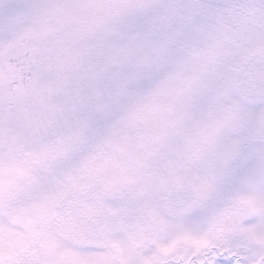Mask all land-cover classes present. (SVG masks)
Instances as JSON below:
<instances>
[{"label": "snow or ice", "instance_id": "6c2138e0", "mask_svg": "<svg viewBox=\"0 0 264 264\" xmlns=\"http://www.w3.org/2000/svg\"><path fill=\"white\" fill-rule=\"evenodd\" d=\"M0 264H264V0H0Z\"/></svg>", "mask_w": 264, "mask_h": 264}]
</instances>
